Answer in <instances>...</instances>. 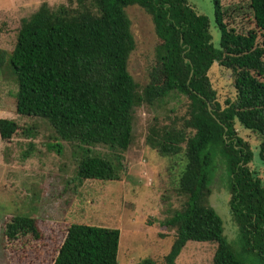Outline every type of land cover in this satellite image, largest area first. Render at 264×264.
I'll list each match as a JSON object with an SVG mask.
<instances>
[{"label":"trees","instance_id":"obj_1","mask_svg":"<svg viewBox=\"0 0 264 264\" xmlns=\"http://www.w3.org/2000/svg\"><path fill=\"white\" fill-rule=\"evenodd\" d=\"M213 3L219 49L212 42L209 18L187 0H70L56 9L44 3L22 20L13 52L0 50V69L8 63L15 77L17 113L46 119L60 140L81 150L76 176L81 183L121 181L137 107L164 103L172 94L187 97V115L169 124L155 118L147 137L161 156L185 160L178 184L187 201L161 223L176 230L163 264H176L189 242L217 244L214 264H264V183L250 167V145L236 130L240 123L261 136L264 164V46L258 44L259 34L264 35V0H250L256 28L247 34L229 27L222 0ZM132 6L152 17L159 41L157 65L143 89L128 70L136 49L126 12ZM216 62L235 79L236 98L224 106L207 75ZM19 129L14 120H0L4 141ZM98 146L119 155L87 150ZM221 170L229 179L240 250L229 242L222 218L208 204ZM28 236L42 239L34 218L16 216L5 224L8 242ZM120 240L118 229L73 224L54 264H119ZM139 264L161 263L146 259Z\"/></svg>","mask_w":264,"mask_h":264},{"label":"rangeland","instance_id":"obj_2","mask_svg":"<svg viewBox=\"0 0 264 264\" xmlns=\"http://www.w3.org/2000/svg\"><path fill=\"white\" fill-rule=\"evenodd\" d=\"M70 0H0V50L13 52L22 20L31 17L44 3L52 9L68 5ZM200 15L209 18L212 42L221 45V32L216 26L213 0H187ZM228 12L226 22L237 32L247 34L256 25L250 0H222ZM131 30L136 41L128 70L143 89L157 65L159 44L152 17L138 6L128 7ZM258 44L264 46V35ZM218 101L236 98L235 79L231 70L216 62L207 73ZM18 91L8 63L0 69V120H14L18 133L10 141L0 136V264H54L59 249L73 224L107 227L121 231L119 264H139L146 259L164 263L172 249L176 230L162 227L174 211L182 210L187 197L179 193V179L185 166L183 157H163L147 144L150 128L158 118L169 124L187 115V97L171 95L164 103L135 109L133 141L123 153L124 173L121 181L76 178L81 150L74 143L60 140L46 119L21 116L16 109ZM238 135L254 154L251 169L258 172L264 183L261 161L262 138L240 123ZM61 145L53 148L52 146ZM106 157L118 152L98 146L89 147ZM218 160V159H217ZM221 170L212 184L208 204L224 222L229 242L240 250L238 227L230 209L229 179ZM27 216L37 221L42 239L31 236L8 242L5 224L13 217ZM217 244L189 242L176 264H214Z\"/></svg>","mask_w":264,"mask_h":264},{"label":"water","instance_id":"obj_3","mask_svg":"<svg viewBox=\"0 0 264 264\" xmlns=\"http://www.w3.org/2000/svg\"><path fill=\"white\" fill-rule=\"evenodd\" d=\"M210 108V110H211V107H209Z\"/></svg>","mask_w":264,"mask_h":264}]
</instances>
